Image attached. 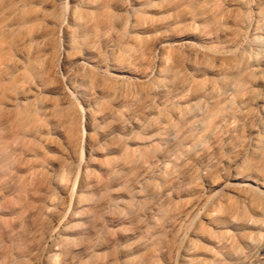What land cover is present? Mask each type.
<instances>
[{
    "label": "rangeland",
    "instance_id": "rangeland-1",
    "mask_svg": "<svg viewBox=\"0 0 264 264\" xmlns=\"http://www.w3.org/2000/svg\"><path fill=\"white\" fill-rule=\"evenodd\" d=\"M0 264H264V0H0Z\"/></svg>",
    "mask_w": 264,
    "mask_h": 264
}]
</instances>
